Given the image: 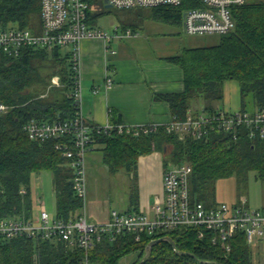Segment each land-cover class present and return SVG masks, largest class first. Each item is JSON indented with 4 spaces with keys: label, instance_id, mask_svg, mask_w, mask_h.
<instances>
[{
    "label": "trees",
    "instance_id": "obj_1",
    "mask_svg": "<svg viewBox=\"0 0 264 264\" xmlns=\"http://www.w3.org/2000/svg\"><path fill=\"white\" fill-rule=\"evenodd\" d=\"M41 4L42 0H0V28L32 29L33 18L41 14ZM188 8L189 4L146 10L153 19L182 25ZM140 13L139 19L144 17ZM232 14L236 27L221 37L219 45L188 49L170 59L184 71L185 90L157 98L170 104L176 119L187 116L195 99H220L227 80L236 81L242 97L252 94L256 107L264 109V0H248L233 7ZM90 20L93 21L91 14ZM50 57L65 64L64 87L41 98L31 91L36 81L34 65ZM75 77L70 52L63 54L60 48L25 49L18 57L0 54V101L12 107L8 114L0 116V219L33 215L31 180L44 172L52 173L57 218L69 219L83 208V201L75 192L73 171L56 150V141H34L24 131V125L33 119L55 121L76 116L78 107L72 98ZM94 144L101 146L102 161L114 174L136 170L141 157L155 151L167 153L170 148L173 166L185 163L192 166L191 193L207 206L215 205L211 203V191L220 179L255 172L264 180V139L252 140L246 133L238 139L212 133L195 140L181 139L161 128L140 137L102 134L96 136ZM165 236L174 240L176 248L163 241L146 258L149 243ZM153 239H144L139 244L131 238H120L115 243L104 241L93 250L91 260L94 264H118L124 255L139 249L141 258L136 264H252L244 234L233 237L229 253L220 245H213L209 235L200 238L195 229L165 232ZM81 257L80 250H71L58 239L18 237L0 242V264H79Z\"/></svg>",
    "mask_w": 264,
    "mask_h": 264
},
{
    "label": "built area",
    "instance_id": "obj_2",
    "mask_svg": "<svg viewBox=\"0 0 264 264\" xmlns=\"http://www.w3.org/2000/svg\"><path fill=\"white\" fill-rule=\"evenodd\" d=\"M94 0H42L41 29L0 28V54L18 57L25 49L62 50L70 48L76 77L72 98L78 111L75 117L66 120H30L24 131L34 141L55 140V148L68 161L73 171V182L78 198L83 201L81 212L69 219L54 217L47 212L44 203L36 215L0 219V242L18 237L33 240L63 241L71 250L82 253L79 264H94L92 252L104 241L115 243L120 238H131L139 244L144 239H153L165 232L180 229L198 230L199 237L220 245L226 253L231 252L233 237L244 234L251 246L255 241H264V208L246 205L216 204L207 206L193 197L190 179L193 168L190 164L168 167L163 175L162 199L152 206V213L140 211L118 212L113 210L104 223L89 222L86 212L87 156L96 136L117 133L119 135H149L164 128L167 133L181 139L200 140L212 133H224L234 139L246 133L252 140L264 139V109L254 112L240 110L227 112L223 109L188 113L184 119H176L166 125H129L107 123L94 125L82 113L83 85L80 70V44L86 39L104 41L106 50L116 51L112 43L124 40L136 32L132 28L109 34L93 25L90 8ZM105 1V0H104ZM248 0H108L120 10L153 9L162 6L181 7L189 4L181 25L185 34L194 36L219 35L232 32L236 23L232 14L235 6ZM113 79L107 78L105 88L110 89ZM98 92V88L95 93ZM12 107L0 101V116L8 114ZM63 141V142H62ZM23 194L26 191H22ZM41 202V201H40ZM154 240V239H153Z\"/></svg>",
    "mask_w": 264,
    "mask_h": 264
},
{
    "label": "crops",
    "instance_id": "obj_3",
    "mask_svg": "<svg viewBox=\"0 0 264 264\" xmlns=\"http://www.w3.org/2000/svg\"><path fill=\"white\" fill-rule=\"evenodd\" d=\"M140 10L135 11L136 15L142 11L144 17L139 19V25L132 28L136 34L112 43L111 47L116 54L107 51L104 41L99 39H86L80 44L82 113L91 124L106 125L115 120L129 125L168 124L174 118L171 106L157 96L182 93L185 90L184 71L170 59L188 49L220 44L221 39L218 43L213 36L185 34L180 24L153 19L149 16V10ZM91 23L96 25L93 21ZM125 28L128 27L122 29ZM107 78L113 79L110 89L105 88ZM97 88L98 92L95 93ZM223 110L233 112L226 108ZM202 111L212 110L199 109L191 104L188 113L198 114ZM93 151L101 152V146L94 144L90 152ZM162 190L163 187L157 193H151L144 203L145 211L140 212L152 213L153 204L163 198ZM243 204L251 207L246 196L229 203L232 206ZM258 205V208H264V203ZM37 213L33 209V214Z\"/></svg>",
    "mask_w": 264,
    "mask_h": 264
},
{
    "label": "rangeland",
    "instance_id": "obj_4",
    "mask_svg": "<svg viewBox=\"0 0 264 264\" xmlns=\"http://www.w3.org/2000/svg\"><path fill=\"white\" fill-rule=\"evenodd\" d=\"M120 10L113 7H106L104 0L92 1L90 14L93 22L100 29L114 35L116 28L119 31L123 27L133 28L138 24L139 18L135 11ZM33 30L41 29V14L33 18ZM141 31V30H140ZM139 31V33H140ZM213 36L220 41L219 35ZM70 48L62 50L65 54ZM36 81L31 91L41 98L56 92L64 87L62 75L65 64L57 61L54 57L38 60L35 62ZM192 104L199 109L211 107L212 109H228L236 111L246 109L250 112L256 111L252 94L242 97L239 84L234 80H227L222 85V96L220 99L211 100L198 98ZM163 151H155L140 159L138 168L131 172L121 171L110 173L102 161L100 151L90 152L87 156V200L86 210L89 222H107L113 210L118 212H133L135 209L144 210V203L147 202L151 193H157L162 189L161 182L163 172L173 166V158ZM32 200L35 211H39L41 204L52 218L57 216V198L53 188V177L51 172H44L41 175H34L31 180ZM164 196V191L162 190ZM246 196L250 200L252 208H258V203H264V180L257 177L255 172L243 176H233L220 179L214 184L211 191V203H225ZM41 201V202H40ZM140 202V205L139 203ZM252 264H264V241H255L251 246ZM141 258V250L135 249L124 255L118 264H136Z\"/></svg>",
    "mask_w": 264,
    "mask_h": 264
},
{
    "label": "water",
    "instance_id": "obj_5",
    "mask_svg": "<svg viewBox=\"0 0 264 264\" xmlns=\"http://www.w3.org/2000/svg\"><path fill=\"white\" fill-rule=\"evenodd\" d=\"M104 3L106 4V7H112L108 3V0H105ZM185 16H186V13H184V16L183 17H185ZM163 241L169 242L174 248H176L175 242H174V240L171 237L165 236V237H162V238H158V239H155V240H153L152 242L149 243V245L146 248V255H145V257L148 258L151 255V253H152V249L156 245H158L159 243H161Z\"/></svg>",
    "mask_w": 264,
    "mask_h": 264
}]
</instances>
